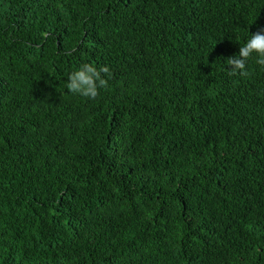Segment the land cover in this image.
I'll use <instances>...</instances> for the list:
<instances>
[{
  "label": "trees",
  "instance_id": "16d2710c",
  "mask_svg": "<svg viewBox=\"0 0 264 264\" xmlns=\"http://www.w3.org/2000/svg\"><path fill=\"white\" fill-rule=\"evenodd\" d=\"M262 29L264 0H0V264H264V67L224 63Z\"/></svg>",
  "mask_w": 264,
  "mask_h": 264
},
{
  "label": "clouds",
  "instance_id": "9594fccd",
  "mask_svg": "<svg viewBox=\"0 0 264 264\" xmlns=\"http://www.w3.org/2000/svg\"><path fill=\"white\" fill-rule=\"evenodd\" d=\"M255 58L258 66L264 67V29L250 33L239 48L238 54L228 57L224 63L230 66L231 74L246 75L249 60ZM107 66L96 67L88 63L82 64L68 75L66 88L71 94L88 99H95L99 90L107 86L105 76L109 74Z\"/></svg>",
  "mask_w": 264,
  "mask_h": 264
}]
</instances>
